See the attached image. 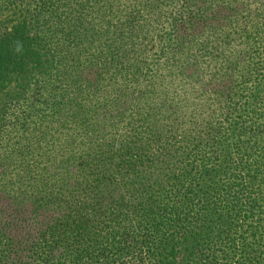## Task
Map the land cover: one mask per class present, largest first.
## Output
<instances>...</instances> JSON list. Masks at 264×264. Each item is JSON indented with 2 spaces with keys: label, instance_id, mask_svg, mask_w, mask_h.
<instances>
[{
  "label": "trees",
  "instance_id": "trees-1",
  "mask_svg": "<svg viewBox=\"0 0 264 264\" xmlns=\"http://www.w3.org/2000/svg\"><path fill=\"white\" fill-rule=\"evenodd\" d=\"M1 1L0 132L7 107L32 103L51 70L66 74L75 94L50 107L65 103L69 118L85 120L96 79L80 80L94 67L91 53L83 55L97 35L121 32L95 30L98 0ZM111 2L98 4L106 25ZM197 13L194 19L205 12ZM262 25L257 21L253 33ZM130 54L116 60L133 78L140 52L133 61ZM241 59L253 61L251 70L220 105L160 115L140 132L132 125L79 141L66 162L75 180L62 179L69 185L51 208L43 195L33 201L58 217L28 241H13L0 226V264H264V36ZM17 119L16 130H23L27 121Z\"/></svg>",
  "mask_w": 264,
  "mask_h": 264
},
{
  "label": "rangeland",
  "instance_id": "rangeland-1",
  "mask_svg": "<svg viewBox=\"0 0 264 264\" xmlns=\"http://www.w3.org/2000/svg\"><path fill=\"white\" fill-rule=\"evenodd\" d=\"M104 1L92 3L97 16L95 30L102 31L105 26L121 35H97L93 50L83 55L84 59L91 53L94 67L80 80L96 79L90 96L93 107L86 119L69 118L65 103L50 107L52 102L61 103L75 94L68 76L51 75V70L40 93L32 96L34 101L12 103L1 121L0 226L13 241L30 240L58 217L55 211L34 208L33 201L43 195L51 199L47 203L51 208L56 204L53 197L69 185L62 179L75 180V168L66 162L73 152L78 153L79 141L98 131L102 136L111 130L122 133L132 125L140 132L149 121L158 123L160 115H189L192 110L220 105L229 95V86L251 70L253 61L243 62L242 54L264 36V25L259 26L262 33H253L257 21L264 20V0H112L108 25L99 9ZM199 11L205 12L204 16L194 19L192 14ZM13 12L9 7L5 11L9 18ZM176 18L185 22L173 28ZM105 43L112 45V51L104 48ZM139 47L142 50L133 51ZM127 51L131 53L129 61L136 60L133 52H140L138 63L132 62L137 65L133 78L124 73L129 66L125 69L124 63L116 60H123ZM60 63L69 68L71 61ZM95 68L96 78L91 77ZM16 119L27 121L23 130H16ZM40 137L45 141L40 142Z\"/></svg>",
  "mask_w": 264,
  "mask_h": 264
}]
</instances>
